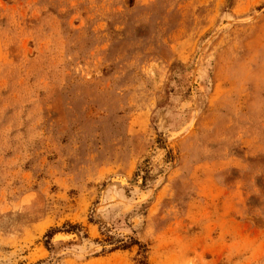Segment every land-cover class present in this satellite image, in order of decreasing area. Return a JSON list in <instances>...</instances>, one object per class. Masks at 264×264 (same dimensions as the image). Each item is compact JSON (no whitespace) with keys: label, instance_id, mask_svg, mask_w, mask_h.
Masks as SVG:
<instances>
[{"label":"rangeland","instance_id":"rangeland-1","mask_svg":"<svg viewBox=\"0 0 264 264\" xmlns=\"http://www.w3.org/2000/svg\"><path fill=\"white\" fill-rule=\"evenodd\" d=\"M0 264H264V0H0Z\"/></svg>","mask_w":264,"mask_h":264},{"label":"trees","instance_id":"trees-1","mask_svg":"<svg viewBox=\"0 0 264 264\" xmlns=\"http://www.w3.org/2000/svg\"><path fill=\"white\" fill-rule=\"evenodd\" d=\"M135 244H137V243H135ZM127 248H128L127 246H121V247H114L113 250H118V249L125 250Z\"/></svg>","mask_w":264,"mask_h":264}]
</instances>
